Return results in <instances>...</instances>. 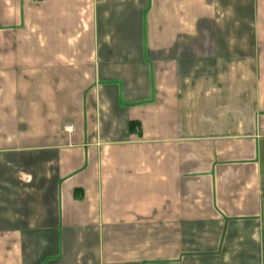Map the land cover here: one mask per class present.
<instances>
[{
    "label": "crops",
    "instance_id": "0c3cea01",
    "mask_svg": "<svg viewBox=\"0 0 264 264\" xmlns=\"http://www.w3.org/2000/svg\"><path fill=\"white\" fill-rule=\"evenodd\" d=\"M0 264H264V0H0Z\"/></svg>",
    "mask_w": 264,
    "mask_h": 264
},
{
    "label": "built area",
    "instance_id": "2783aa9c",
    "mask_svg": "<svg viewBox=\"0 0 264 264\" xmlns=\"http://www.w3.org/2000/svg\"><path fill=\"white\" fill-rule=\"evenodd\" d=\"M36 1H39V0H36ZM63 129L65 132H72L73 131V127L70 125L64 126Z\"/></svg>",
    "mask_w": 264,
    "mask_h": 264
}]
</instances>
